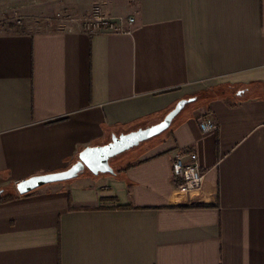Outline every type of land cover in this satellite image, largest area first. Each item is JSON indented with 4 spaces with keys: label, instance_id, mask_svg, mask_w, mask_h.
<instances>
[{
    "label": "crops",
    "instance_id": "1",
    "mask_svg": "<svg viewBox=\"0 0 264 264\" xmlns=\"http://www.w3.org/2000/svg\"><path fill=\"white\" fill-rule=\"evenodd\" d=\"M25 1L0 0L47 21L0 33V191L18 195L0 203V264H264V0ZM95 6L131 33L52 20ZM181 102L114 175L17 192ZM191 153L204 183L182 195L172 164Z\"/></svg>",
    "mask_w": 264,
    "mask_h": 264
},
{
    "label": "water",
    "instance_id": "2",
    "mask_svg": "<svg viewBox=\"0 0 264 264\" xmlns=\"http://www.w3.org/2000/svg\"><path fill=\"white\" fill-rule=\"evenodd\" d=\"M185 106L186 102L179 103L162 122L156 125L120 136L114 135L112 141L106 145L86 148L80 153L79 161L68 170L37 175L19 182L16 187L17 192L24 196L47 185L69 182L80 177L86 170L97 176L100 174L114 175L115 170L111 166L114 158L169 130ZM3 194L4 192L0 191V198Z\"/></svg>",
    "mask_w": 264,
    "mask_h": 264
},
{
    "label": "built area",
    "instance_id": "3",
    "mask_svg": "<svg viewBox=\"0 0 264 264\" xmlns=\"http://www.w3.org/2000/svg\"><path fill=\"white\" fill-rule=\"evenodd\" d=\"M58 18L60 20H71L68 13H60ZM73 21H77V23L80 21L79 24L82 30L90 36L102 33L130 34L131 32L127 29V26H132L135 23L134 18L125 21L122 18L111 17L100 6H95L86 17ZM199 123L204 134L215 131L217 128L216 124L206 116L201 117ZM172 170L174 179L180 181L178 190L182 195L197 192L203 187L204 175L200 170L197 154L176 155Z\"/></svg>",
    "mask_w": 264,
    "mask_h": 264
},
{
    "label": "rangeland",
    "instance_id": "4",
    "mask_svg": "<svg viewBox=\"0 0 264 264\" xmlns=\"http://www.w3.org/2000/svg\"><path fill=\"white\" fill-rule=\"evenodd\" d=\"M27 5L31 6L33 5L35 2L33 0H26L25 1ZM36 4V3H35ZM15 6V5H14ZM9 8V9H8ZM6 9H2V5L0 4V33L1 32H11V31H26L28 30V28L30 27L31 29L37 30V27L35 25H37L38 23H46L47 21H45L46 19H41L40 20L35 17L32 16L31 13H25V12H14L10 9V7H8ZM66 13V12H63ZM58 14H60V12H55L52 15V20L55 21V26L57 25H73V24H77L80 25V21H73L76 20L78 18L74 17L72 13H68V15H70V19L72 20H60L58 18ZM44 24H42L41 27H43L44 29ZM130 152L123 154L122 157H126L127 155H129ZM88 173V171L86 170L84 174Z\"/></svg>",
    "mask_w": 264,
    "mask_h": 264
},
{
    "label": "trees",
    "instance_id": "5",
    "mask_svg": "<svg viewBox=\"0 0 264 264\" xmlns=\"http://www.w3.org/2000/svg\"><path fill=\"white\" fill-rule=\"evenodd\" d=\"M29 195V194H27ZM27 195H24V196H27ZM18 195H12V194H4L1 198H0V203H5V202H9V201H12L14 200L15 198H17Z\"/></svg>",
    "mask_w": 264,
    "mask_h": 264
}]
</instances>
